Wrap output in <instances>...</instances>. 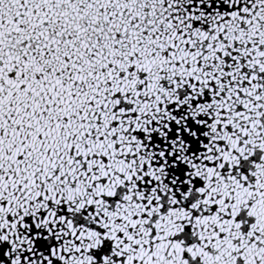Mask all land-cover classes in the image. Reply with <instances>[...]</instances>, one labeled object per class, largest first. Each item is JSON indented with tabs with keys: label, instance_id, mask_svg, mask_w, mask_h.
Listing matches in <instances>:
<instances>
[{
	"label": "snow or ice",
	"instance_id": "1",
	"mask_svg": "<svg viewBox=\"0 0 264 264\" xmlns=\"http://www.w3.org/2000/svg\"><path fill=\"white\" fill-rule=\"evenodd\" d=\"M0 264H264V0H0Z\"/></svg>",
	"mask_w": 264,
	"mask_h": 264
}]
</instances>
